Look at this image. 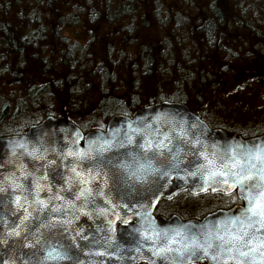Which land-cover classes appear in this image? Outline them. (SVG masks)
Returning <instances> with one entry per match:
<instances>
[{
    "label": "water",
    "instance_id": "95a60500",
    "mask_svg": "<svg viewBox=\"0 0 264 264\" xmlns=\"http://www.w3.org/2000/svg\"><path fill=\"white\" fill-rule=\"evenodd\" d=\"M261 149L264 133L213 128L177 101L86 132L46 115L0 136V264H264V228L245 219L247 191L233 175L264 168L246 162ZM184 189L235 192L241 203L200 219L154 216L161 198Z\"/></svg>",
    "mask_w": 264,
    "mask_h": 264
},
{
    "label": "trees",
    "instance_id": "16d2710c",
    "mask_svg": "<svg viewBox=\"0 0 264 264\" xmlns=\"http://www.w3.org/2000/svg\"><path fill=\"white\" fill-rule=\"evenodd\" d=\"M258 83L264 0H0V136L49 114L103 129L113 114L177 101L247 138L264 133V94L245 119L231 121L225 103ZM237 202L186 189L161 199L189 217Z\"/></svg>",
    "mask_w": 264,
    "mask_h": 264
},
{
    "label": "snow or ice",
    "instance_id": "6c2138e0",
    "mask_svg": "<svg viewBox=\"0 0 264 264\" xmlns=\"http://www.w3.org/2000/svg\"><path fill=\"white\" fill-rule=\"evenodd\" d=\"M230 159L233 161L232 167H237L238 164L242 167L241 162L236 161L235 157H231ZM252 160L264 163V149H261L255 155H251V153L248 154L246 162L251 168H255L256 165L252 163ZM216 175L223 176L225 173L210 172V177H215ZM233 175L238 176L236 184L241 186V191H247V195L244 197L248 201V207L245 209V219L250 226L259 224L264 228V168L259 169L256 174L250 172L244 176H239L237 173H233ZM241 223L243 222L241 221ZM244 235L246 236L248 234L244 233ZM220 239L223 238L220 237ZM241 255L247 256L248 253H241ZM213 259H215V257H213Z\"/></svg>",
    "mask_w": 264,
    "mask_h": 264
},
{
    "label": "rangeland",
    "instance_id": "374dc122",
    "mask_svg": "<svg viewBox=\"0 0 264 264\" xmlns=\"http://www.w3.org/2000/svg\"><path fill=\"white\" fill-rule=\"evenodd\" d=\"M264 94V83H258L253 89L243 88L237 89L229 95V99L226 101V112L224 114L229 119L240 120L250 113L251 109L261 104V96Z\"/></svg>",
    "mask_w": 264,
    "mask_h": 264
},
{
    "label": "flooded vegetation",
    "instance_id": "af4514ba",
    "mask_svg": "<svg viewBox=\"0 0 264 264\" xmlns=\"http://www.w3.org/2000/svg\"><path fill=\"white\" fill-rule=\"evenodd\" d=\"M225 130V129H224ZM203 193V192H202ZM223 193V192H222ZM233 194L235 193V192H232ZM232 193H225V194H232ZM191 194V193H190ZM235 196H236V193H235ZM236 198H238L237 196H236ZM161 199H163V198H161ZM161 199L158 201V203L156 204V206H155V208H154V211H153V214H154V216L155 217H160V216H164V217H170V216H172V215H177V216H179L180 218H182V219H189V218H196V219H200V218H202L203 216H205L207 213H210V212H212V211H214V210H216V209H219V208H223V209H227V208H230V207H232V206H234V205H236V204H240V203H233V204H231V203H225V204H223V205H216V206H214L213 208H212V210L211 211H209V212H207V213H205V214H203V215H201V216H199V217H189V216H182V215H178V214H175V213H169V209H170V207H166L164 204H161ZM239 199V198H238ZM241 201V200H240ZM170 215H169V214Z\"/></svg>",
    "mask_w": 264,
    "mask_h": 264
}]
</instances>
